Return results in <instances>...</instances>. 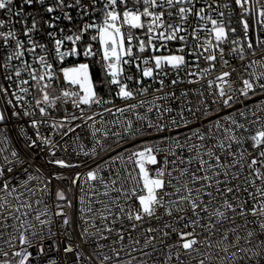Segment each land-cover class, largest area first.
Wrapping results in <instances>:
<instances>
[{
    "label": "snow or ice",
    "instance_id": "1",
    "mask_svg": "<svg viewBox=\"0 0 264 264\" xmlns=\"http://www.w3.org/2000/svg\"><path fill=\"white\" fill-rule=\"evenodd\" d=\"M98 2L103 5L99 9L96 7ZM13 4L14 0H0V10H5L9 17H32L31 26H26L23 33L27 38V45L30 46L20 40L18 33L11 28L8 31L0 30V40L6 47L12 48L4 58L3 64H0V68L3 69L6 80L11 81L14 76L19 81L17 90L13 91L10 97L9 89L0 85V98L7 97L6 104L11 106L13 116L21 115L16 111L17 107H32L25 99L31 87L36 88L39 98L35 99L32 111H23L24 116H32L38 110L41 117H48L49 109L55 108L57 103H71L79 115L65 110L63 119L53 121L51 127L55 130L64 129L61 134L67 136L81 126L79 124L73 126L74 121L81 120L85 123L92 121L93 124L89 125L93 129L91 151H85L83 145L78 147L86 156H98L100 151L104 150V145L96 138L101 131L94 127L97 114H87L82 105L90 109L93 105L103 106L111 101H106L97 94L88 64L61 69L63 81L68 87L62 88L59 95H53L49 89L58 76L46 55L37 53V48L41 52H47L45 45L32 38L33 32L39 31V21L32 13L25 12L26 6L31 7L34 4L43 6L45 0H22L15 12L12 10ZM235 5L240 9L238 23L242 35H238L237 29L232 27L233 10L227 0L224 3H220L219 0H90V5L83 4L82 0H73L71 4H66L65 0H53V4L44 10L53 13L58 9L79 8L83 15H88V8L91 7L93 14L97 11L102 14L101 22L85 24L78 34L68 35L63 39H57L54 32H49L48 35L54 40L56 57L63 61L66 56L80 55L76 47L77 42L83 38L85 32L95 30L96 35L91 39L99 40L102 60L106 67L105 75L110 77L108 83L117 86L116 95L121 100L128 101L134 99L137 93L143 94L148 89L143 87L136 91L129 89L121 79L125 71L123 65L134 64L141 74L137 83L142 84L144 78L157 79L167 76L168 72L165 69L168 67L178 73L189 66L185 56L192 55L195 56L192 66L197 71L190 70L187 75L199 79L207 77L214 70L218 59L217 53L223 65H228L225 59V44L232 46L230 54L240 61H244L248 54L255 55L258 47L264 50V39L259 35L260 32H264V0H235ZM63 16L68 20L72 19L67 12H63ZM190 18H195L194 25ZM248 18H251V25ZM53 19L58 20L60 17ZM10 22L0 19V29ZM18 22L27 24L26 19ZM49 27L53 25L49 23ZM138 29L143 31V37L136 35L134 30ZM201 32L205 33L203 38L200 36ZM252 33L256 34L255 42ZM188 37H191L194 44L185 54ZM65 40L71 42L73 47L62 51ZM177 40L182 44L176 50V54H154L150 57L137 55V52L140 54L146 51L159 52L167 47L168 42ZM133 41H136L135 45ZM134 47L136 52L133 51ZM26 53L34 57V63L24 59ZM97 54L99 53L93 50L92 45H88L83 51L86 57ZM200 59L205 60L209 67L199 69ZM13 61H19V65ZM243 67L244 74L240 76L242 87L236 89L233 94L225 90V86L232 87L233 82L227 79L231 77L232 72H222L214 80L207 82L208 88L213 90L211 104L219 103L225 108H231L232 103L238 101L240 96L249 99L250 93L252 96L264 94V57L252 60ZM250 68L253 70L249 71ZM22 73H27L30 79H20ZM245 75L247 78H244ZM123 79L132 80L133 77L125 76ZM158 82L160 87L156 91L163 92L165 81L160 78ZM180 82L179 79H174L171 85ZM188 82L194 83L198 80ZM182 95L187 96V92H183ZM200 95L203 96L204 93L201 92ZM170 97L175 98V93H165L155 99L163 100ZM144 103L141 101L139 105L127 104L125 107L115 108L114 112L111 108H106L105 111L113 115L124 114L143 106ZM202 104L203 107L187 108L191 113V120L184 116L182 109L179 113L180 122L173 117L167 123L164 122V115L171 113V108H161L159 105L147 107V113L153 112L155 107L158 112L157 120L153 122L147 114L137 113L136 121H147V128L157 134L169 132L174 135L161 136L158 141L141 139L139 144L133 143L131 148L125 147L114 157L110 156L104 164H97L94 169L86 173L77 172L71 177L63 173H53L50 177L38 181L35 176L28 173L26 167H23L26 161L20 158L16 151L13 150L6 155L5 149L0 147V264H34L38 257L50 261V264H56V260L48 255L53 249L57 252L60 250L56 240L57 233L52 230L54 217H62L60 223L63 231L60 234L66 235L72 225L66 209L72 207V202L68 200L63 188H57L55 211H52L46 197L50 195L53 180H70L72 186H79L81 192L79 212L84 225L80 231V238L85 243L95 245L93 251L85 256L84 251L78 246L66 244L63 248L64 259L65 261L71 259L72 264H132L137 257L131 253L137 249L133 248L131 252H127L126 255L130 258L124 260L121 258V252L124 251L122 242L127 231L128 239L132 240L134 245H139L140 240L131 234L138 228H142L145 233L144 245L139 249L142 256L150 255L143 251L144 248L151 247L153 251L155 250L153 240L157 237L161 242L170 238L172 234L178 237L174 243L166 245L169 251L164 264H170L173 256L178 264H188L187 261L181 260V253L195 259L191 254L195 252L199 255L197 246L202 243L197 237L202 236L203 244L211 248L212 237L217 233H221V239L216 241L217 246L228 241L230 235L235 237L234 242L230 241L221 249L225 253L230 248L239 247L242 239L249 245L240 249L245 254L243 257H236V253H232L234 260L231 264H235L237 259H247L251 264H264V239H259L260 236H264V104L257 105L251 110V118L248 110L237 109L234 114L230 113L218 117L214 122L210 121L206 130H202V127H191L198 118V112H204L205 117L209 114V105L203 102ZM99 115L102 116L103 113ZM6 118L5 111H0V123ZM45 122L35 119L31 121L32 127L36 129V139L30 140L28 147H48L53 157L49 163L59 168L80 167L81 165L55 158L58 146L50 138L39 133L40 125ZM181 128L188 129L191 134L181 133ZM151 134L145 132L142 127L135 126L132 120L124 122L122 132L113 133L117 137V143L125 138L135 141ZM108 135L109 130L103 132L104 138ZM6 139L5 136H0V142H6ZM17 165L21 166L20 170L27 178L13 184L15 176L11 174L17 170ZM105 172L107 175L102 174ZM249 202L252 204L251 208L248 207ZM163 217H170L171 221L164 223L162 227L144 228L145 223L152 220L160 221ZM237 217L242 221L241 224L237 223ZM249 217L252 219H248ZM125 221L130 225L127 230ZM225 222H229L232 227L226 228ZM117 224L119 228L115 227ZM250 224L256 227L249 228ZM176 225H182V228ZM241 228L245 230L244 236L240 235ZM113 234L117 239H114L112 244L100 243L101 240H109ZM37 236L42 240L51 239L53 243L48 246V250L43 243H39L34 254L29 249L36 247L33 240ZM254 239L256 243H253ZM118 242L121 244L119 250L114 246ZM105 248L109 249L111 255L104 251ZM69 253L73 254V258L68 256ZM215 259L216 257L208 254L199 259L198 264H206V261L213 264ZM138 264H147V261L140 259Z\"/></svg>",
    "mask_w": 264,
    "mask_h": 264
},
{
    "label": "built area",
    "instance_id": "2",
    "mask_svg": "<svg viewBox=\"0 0 264 264\" xmlns=\"http://www.w3.org/2000/svg\"><path fill=\"white\" fill-rule=\"evenodd\" d=\"M73 0H65L66 4H71ZM220 3L226 2V0H219ZM228 3H230L231 8L233 10L232 15V27H235L237 29V34L242 35L240 26H239V19H240V9L235 5V0H227ZM22 3V0H14V4L12 6L13 12L19 9L20 5ZM82 3L85 5H90V0H82ZM53 4V0H45V4L43 6L39 4H34L31 7H25V12L32 13L33 16H35L36 20L39 21V31H35L32 34V38L37 41L39 44H43L47 48V52H41L39 48H37V53L40 55H46L48 62L52 63L54 66V70L58 76V79L54 82L53 86L49 89V91L53 95H59L62 88L68 87L62 78L61 69L63 68H72L77 63H86L89 65V74L93 81L91 69H90V61L96 59L98 63L103 64L105 66V63L102 60V50L99 43V40L93 41L91 37L93 35H96L95 30H89L83 34V38L77 42L76 47L81 53L80 55H70L66 56L63 61L59 60L54 51V40L49 37V32H54L57 39H63L65 36L68 35H74L78 34L80 30L83 28V26L87 23H92L93 21H96L97 23L101 22L102 20V14L97 11L93 14L91 7L88 8V15H83L81 13V10L79 8H64L63 10H56L53 13H47L44 9L48 6H51ZM103 5L102 3H97L96 7L97 9L101 8ZM199 6V5H198ZM63 12H67L71 15L72 19L68 20L64 18ZM53 17H60V19L56 20L53 19ZM0 19H5L6 21L10 20V23H6L3 29H0L2 31H8L9 28H11L13 31L18 33V38L25 42L27 45V38L24 36V29L25 27H30L32 23V17H9L5 10H0ZM26 19L27 24H23L18 21H22ZM192 21V24H195V18H190ZM249 19V23L251 25L252 21L251 18ZM47 21L48 23H45ZM49 23L53 25V27H49ZM210 27V25H209ZM62 30V31H61ZM137 36L143 37V31L142 30H134ZM189 31H191V28H189ZM252 39L255 42V33H252ZM261 39H264V32L259 33ZM201 38L205 36L204 32L200 33ZM133 44H136V41H133ZM182 42L181 41H171L167 43L166 48H162L159 52L153 53L151 51H146L143 54H140L137 52V55H141L143 57H150L152 55H168L169 53L176 54V50L181 47ZM194 42L192 41L191 37H188L187 40V47L185 48V54L188 53L192 47ZM92 45V48L94 51L98 52L99 54L93 55V56H84L83 51L88 46ZM30 46V45H27ZM73 47L72 43L65 40L64 45L62 47V51L69 50ZM157 47H159V42H157ZM232 46L230 44H225V59L228 61V65L224 66L222 61L219 59V53H217L218 59L215 62V68L211 72L210 75L204 78H199L196 76H188V71H197L195 67L192 66V62L195 60V56L192 55H186L185 58L187 61H189V66L181 69L178 73L177 71L171 69L170 67L166 68L165 70L168 72L167 76L158 77L157 79H149L144 78L142 84H138L137 80L140 79V72L137 71L136 67L133 65H123L125 71L121 76V79L124 83L127 84L128 88L136 91L140 88H147L148 91L139 94L135 96L134 99L124 101L121 100L117 95L118 88L116 85H110L108 83V80H110V77H106L107 85L105 84V93L103 95H100L104 100L111 101V103L104 104L103 106H96L93 105L90 109L87 108V106H83L86 110V113L91 115L93 113H96V123L94 125L95 128L101 129L100 133L97 134V139L101 141V143L104 145V150L100 151L98 148L97 150L100 151V154L98 156L92 157L91 155H84L82 151L79 149V145L84 146L85 151H91L93 147V137L91 135L92 128L89 127V125H92V121H88L85 123L81 120H76L73 122V126L76 124L81 125L80 127H77L74 132L69 133L67 136H63L61 133L64 131V129L55 130L51 127L53 121H60L65 116V110L67 112L72 113L76 112L77 115H79V112L75 109H73L71 103L64 104V103H57L55 108L49 109L50 115L48 117H41L38 110L35 111V114L32 116H24L23 111H32L35 105V99L39 98V94L36 91L35 87L30 88V93L25 99L29 101L32 107L25 108L23 106L17 107L16 111L20 112V116H13L12 115V108L11 106H8L6 104L7 97L0 98V106L2 111H5L6 113V120L3 123H0V136H5L6 142H0V147H3L5 149L6 155L10 154L11 151H16L18 153V156L22 158L26 163L23 165V167H26L28 170V173L32 174L37 178L38 181L43 180L47 177H50L53 173H63L66 176L71 177L77 172L86 173L90 169H94L97 164H104L105 161L109 159V157H114L117 152H122L125 147L131 148L133 143L139 144L141 139H145L148 141H158L161 136L166 135H174V133L164 132V133H155L152 129L147 128V121L143 122H137L136 121V114L139 113L140 115L147 114L148 118L155 122L158 117V112L156 111L155 107L153 112L147 113L146 109L149 106H155L159 105L161 108H171V113H165L164 115V122H169L173 117L177 119L178 122H180L179 113L181 110H184V116L188 119H192L191 113L187 111V108L191 107L195 109L196 107H203V103H206L209 105V114L207 117H205L204 112H198L197 113V119L194 121V123L191 125L192 128L195 127H202V130H206L208 127V124L210 121L214 122L217 120L218 117H224L230 113H235L237 109L240 110H248L249 111V117L251 118V110L255 109L257 105L264 104V94L252 96L251 93L249 94L250 98L245 99L244 97L240 96L238 101L232 103L231 108H225L222 104H211L212 99V91L208 88V81L214 80L215 77L219 76L222 72H232L231 77L227 78L230 79L232 83V87L228 88L225 86V90L229 94H233V92L236 89H239L242 87V84L240 82V76L244 74V67L243 65H247L252 60H259L262 57H264V50L261 48H256L255 55L248 54L246 59L244 61H240L237 57L230 54V48ZM12 51V48L6 47L2 40H0V64H3L4 58L8 55V53ZM134 52H136V48L133 49ZM24 59L28 60L29 62L34 63V57L31 54L26 53ZM14 64L19 65V61H13ZM36 67H39V65H35ZM143 67V65H142ZM209 67L208 63L200 59L199 61V69H204ZM255 67V66H254ZM106 69V67H105ZM235 69V71H233ZM253 68H250L249 71H252ZM125 76H132V80H124L123 77ZM160 78H163L165 81V87L163 89V92H157L156 89L160 87L158 80ZM244 78H247L245 75ZM20 79H30L27 75V73H22V76ZM174 79H179L181 82L172 86L171 81ZM197 81L194 83H189L188 81ZM19 81L17 78L13 76V80L9 81L5 79V74L3 72V69L0 68V85H3V87L9 89L8 96H11V93L13 91H16L18 88ZM30 83H34L31 82ZM94 83V81H93ZM219 83V82H217ZM24 87H29V85H24ZM187 92V96H183L182 93ZM204 93L203 96L200 95V93ZM165 93H175V98H168V99H155V97L162 96ZM141 101H144V105L141 107H138L137 109L126 112L124 114L115 113L109 114L105 111L106 108L113 109V112L115 108L117 107H125L127 104H140ZM100 113H103V115H99ZM35 120H45V123H42L39 127V133L43 137L50 138L54 144H56L58 147L55 150V158L58 159H64L66 162L71 164H77L81 165L80 167H75L71 169H62L58 166H55L51 163H49V160L53 159V157L49 153L48 147H36V148H30L28 147V143L30 140L36 139V129H34L31 125V121ZM127 120H132L134 125L137 127H142L145 132H151V135H146L142 138H137L135 141L130 139H122L119 143H117V137L113 135L115 132H122L124 127V122ZM113 121H119V124H114ZM109 130V135L107 138L103 137V132ZM180 132L185 135H190L188 129L181 128ZM181 139H183V135L181 136ZM250 150V148H249ZM185 155L187 153L185 152ZM161 157H158L160 159ZM30 165V166H29ZM158 167V166H157ZM21 166L17 165V170L14 171L13 174L15 176V179L12 181L13 184L17 183V181H21L27 178L26 174L20 170ZM103 175H107V173H102ZM36 182L34 181L33 184ZM235 184V182H233ZM257 184H259V181H257ZM57 188H63L65 190V195L67 196L68 200L72 202V207L69 209H66V212L70 215L72 220L71 228L68 230V233L66 235H61L60 233L63 231L60 221L62 220V217H54L55 223L52 227L53 232L57 233L56 240L59 243V252L55 251L54 249L49 251L48 255L51 259L56 260V264H72V260L65 261L64 259V252L63 248L66 244L71 243L75 246H78L81 250L84 251L85 256H87L89 253L93 251V248L95 247L94 244L85 243L80 238V231L82 229L83 221L80 219V202L79 197L81 195L79 186H72L70 183V180H64V181H58L53 180L51 184V190L50 195L46 197V200L48 201L50 207L52 208V211H55V193ZM253 189H250L252 191ZM231 196V194H229ZM246 196V194H245ZM206 199V198H205ZM222 201H218L220 203ZM252 204L249 202L248 207L251 208ZM98 207V205H97ZM162 211V210H161ZM190 215V214H189ZM228 215H231V213H228ZM248 219H252V217H249ZM171 221L170 217H163L160 221L152 220L148 223L144 224V228H147L149 226L152 227H162L164 223H168ZM204 221H202L203 223ZM237 223L241 224L242 221L237 217ZM97 224L99 225V221H97ZM115 227L119 228V224H117ZM176 227L182 228V225H176ZM226 228H231L229 222H225ZM249 228H255L256 225L250 224L248 225ZM130 225L127 221H125V229H129ZM185 231H191V229H183ZM197 231H200V229H197ZM47 234V230H45V235ZM133 237L140 240L139 245H134L132 240L128 239L127 231L125 232V240L122 242L124 246V251L121 252V258L124 260L129 259L130 257L126 255L127 252H131L133 248H136V252H132L131 255L137 257L136 260L132 261V264H138V261L140 259L146 260L147 264H164V261L168 255L169 249L166 245L174 243L178 237L175 234H172L170 238H166L163 242L160 241L159 237L157 239L153 240V244L156 245L155 250L151 247L144 248L143 251L150 253L149 256H142V253L139 251L141 247L144 245V236L145 233L142 228H138L135 232L131 233ZM206 235V234H204ZM240 235H245V230L243 228L240 229ZM114 239H117L115 237V234L109 237V240L104 241L101 240L100 243L110 245L112 244V241ZM198 240H201L202 243L198 245L200 254L192 253L191 256L195 257V259H192L191 257L184 255L183 252L181 253V260L187 261L188 264H198L199 259L204 258V256L211 254L216 259L214 260L213 264H231V262L234 260V257L232 256V253H236V257H243L245 254L240 249L241 248H247L249 245L242 239L240 241L239 247H233L230 248L227 253L223 252L221 249L228 245L229 242H234L235 237L229 236L228 241H224V244L217 246L216 241L221 239V233H217L214 237H212V247L209 248L203 244V237L198 236ZM259 239H264V236H260ZM257 241L254 239L253 243H256ZM34 245L36 247H33L32 249H29L34 254L38 250L39 243H43L46 250H48V246L53 243L51 239H41L40 236H37L33 240ZM118 250L121 247L120 242L114 245ZM104 251L111 255V252L108 248H105ZM68 256L70 258H73V254L69 253ZM225 258V259H222ZM34 264H50V261L44 259V258H37L34 261ZM170 264H178L177 260L175 259V256H173L172 261ZM206 264L208 262L206 261ZM235 264H251L250 261L247 259H237L235 260Z\"/></svg>",
    "mask_w": 264,
    "mask_h": 264
},
{
    "label": "trees",
    "instance_id": "3",
    "mask_svg": "<svg viewBox=\"0 0 264 264\" xmlns=\"http://www.w3.org/2000/svg\"><path fill=\"white\" fill-rule=\"evenodd\" d=\"M90 69L94 84L96 85V92L99 96L103 95L106 91L105 84L107 85L105 66L94 59L90 61Z\"/></svg>",
    "mask_w": 264,
    "mask_h": 264
},
{
    "label": "rangeland",
    "instance_id": "4",
    "mask_svg": "<svg viewBox=\"0 0 264 264\" xmlns=\"http://www.w3.org/2000/svg\"><path fill=\"white\" fill-rule=\"evenodd\" d=\"M79 64H86V63H77L73 67L78 66ZM0 111H2L1 106H0Z\"/></svg>",
    "mask_w": 264,
    "mask_h": 264
}]
</instances>
